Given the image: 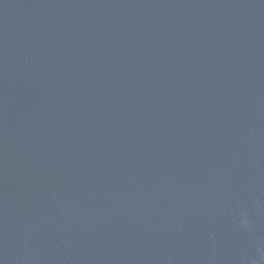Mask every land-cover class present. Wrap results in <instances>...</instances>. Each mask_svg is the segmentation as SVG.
<instances>
[{"label":"water","instance_id":"1","mask_svg":"<svg viewBox=\"0 0 264 264\" xmlns=\"http://www.w3.org/2000/svg\"><path fill=\"white\" fill-rule=\"evenodd\" d=\"M0 264H264V0H0Z\"/></svg>","mask_w":264,"mask_h":264}]
</instances>
